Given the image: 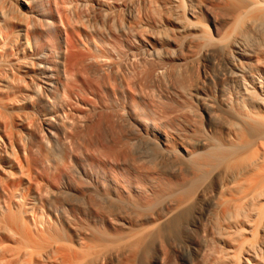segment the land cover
Returning <instances> with one entry per match:
<instances>
[{
	"label": "bare ground",
	"instance_id": "1",
	"mask_svg": "<svg viewBox=\"0 0 264 264\" xmlns=\"http://www.w3.org/2000/svg\"><path fill=\"white\" fill-rule=\"evenodd\" d=\"M262 26L264 0H0V264H210L198 227L264 247Z\"/></svg>",
	"mask_w": 264,
	"mask_h": 264
},
{
	"label": "rangeland",
	"instance_id": "2",
	"mask_svg": "<svg viewBox=\"0 0 264 264\" xmlns=\"http://www.w3.org/2000/svg\"><path fill=\"white\" fill-rule=\"evenodd\" d=\"M108 1H111V0H108ZM113 5H115V4H113ZM150 12H152V8H150V10L148 9V12L146 11V13H147V15H150ZM120 13V12H119ZM140 13L141 12H139V15H140ZM117 15H120V14H116V16ZM147 15H146V17H147ZM152 15V17L154 16V14L152 13L151 14ZM150 15V16H151ZM149 16V17H150ZM140 18H144L145 17V13L144 14H142L141 13V15L139 16ZM118 18H119V16H118ZM141 21H143V20H141ZM263 28H264V26H262ZM261 31H262V29H260ZM142 31V30H141ZM261 31H259L258 33H256V34H258V36L256 37V34H255V36H254V38L256 39H259V34L261 35V37H260V39L261 38H263L264 39V37H262V35H264V30H263V32H261ZM143 32H145L144 30H143ZM262 33V34H261ZM256 39V40H257ZM259 39V40H260ZM263 39H261L262 41H264ZM259 40H257V42L259 41ZM255 41H253V43H254ZM257 42H255V43H257ZM243 44H245L246 43V41H244V42H242ZM251 43V42H250ZM249 43V44H250ZM255 43H254V45L252 46V49L253 50H255V47L257 48L258 46H255ZM112 45L113 46V48L111 49V47L109 46V45ZM110 44H105L103 47H102V49H104L103 51L105 52V50H107L108 51V49L110 48L112 51H110V52H113V50L116 52H118L119 51V46H118V50H116L117 49V47H116V45H115V43L113 44L112 42L110 43ZM248 44V45H249ZM255 46V47H254ZM109 49V50H110ZM121 48H120V52H121ZM257 50V49H256ZM138 52H142V51H138ZM195 58V57H194ZM194 58L191 60V61H189V65H188V68H189V70L191 71V75H192V80L193 81H199L201 78H202V66H203V63H202V61L199 59V58H197L196 60H194ZM127 67H129L128 65H127ZM131 70V71H130ZM129 71V72H128ZM136 72V70H134V68H133V70H132V68L131 67H129L128 69H126V73L127 74H130L131 75V73H133V72ZM163 105H164V107H167L166 109H168V110H174V108H175V106L174 105H172L171 103H167V102H165V104L163 103ZM104 123H101L100 125H99V127H98V133L100 134V135H102V136H109V135H111V133H112V135H111V137L112 138H114V139H116V138H118L119 136V132H118V130L116 129V128H113L112 127V125L110 124V123H106V124H104ZM106 126V127H105ZM106 128V129H105ZM92 130V131H91ZM108 130V131H107ZM116 130V131H115ZM111 131V132H110ZM88 132H94V130L93 129H89V131ZM105 135H104V134ZM108 133H110V134H107ZM118 134V135H117ZM116 137H115V136ZM128 141H126V140H120V144L122 145V146H124V149H126L127 148V150H126V152H128V153H132V151H133V149H136V145L137 144H135L134 143V141L133 140H131V141H129L128 143H127ZM133 142V143H132ZM126 145H125V144ZM131 143L132 144H135V145H131ZM131 146V147H130ZM134 146V147H133ZM133 147V149H132V151L131 152H129V150H131V148ZM133 154V153H132ZM137 155V154H136ZM136 155L135 154H133V156L134 157H136ZM139 157V155H137V157L136 158H138ZM255 212H253V214H252V217L253 216H255ZM242 228H243V230L240 232V233H236L232 238L230 237V238H226L225 240L227 241V242H225V243H223L224 245H223V247L222 248H227V249H229V250H227V249H221V247H220V241L222 240L221 239V234L220 233H218L217 234V232L215 233V232H213L212 233V231H208L207 232V230L208 229H204V228H195V229H192V231H186V232H182L181 234L183 235L182 236V238H183V240L187 243V244H194L195 245V247H197V250H198V248H199V250L198 251H200L199 252V254L200 255H202V254H204L205 253V255H203L206 259H207V257H210V259L208 260L209 261V263L210 264H264V247H262V245L261 244H257V245H253V246H251L250 244H251V236H250V234H249V229H250V227H249V225H243L242 226ZM203 230V231H202ZM197 231H199V232H197ZM207 232V233H206ZM209 236H208V235ZM210 234H212V235H210ZM217 235H218V237H217ZM192 237V238H191ZM211 237V238H210ZM218 238V240H217V238ZM206 238V239H205ZM223 238V237H222ZM242 238H247V239H249V241L247 240V241H245V243L244 244H242L243 242V240H242ZM212 239H213V241H212ZM221 239V240H220ZM231 239V240H230ZM216 242H215V241ZM222 241H224V239L222 240ZM229 241V242H228ZM199 242V243H198ZM210 245H208V244ZM216 243V244H215ZM218 244V245H217ZM206 245L208 246L207 248H206ZM239 245H241L242 246V248H241V255H242V260L240 261V263H237L236 262V260H235V258H234V254H235V251H236V249L239 247ZM264 245V244H263ZM205 248V249H204ZM210 248L212 249L211 251H210ZM206 249H207V251H206ZM235 249V250H234ZM207 253H211L210 255L209 254H207ZM208 255V256H207ZM207 256V257H206ZM200 260H201V258H198V260H196V262H195V260L194 261H192L193 263H196V264H199V262H200ZM212 260V262H210Z\"/></svg>",
	"mask_w": 264,
	"mask_h": 264
}]
</instances>
